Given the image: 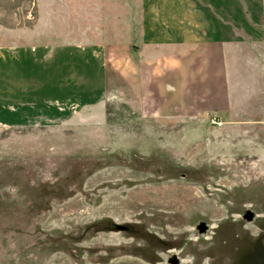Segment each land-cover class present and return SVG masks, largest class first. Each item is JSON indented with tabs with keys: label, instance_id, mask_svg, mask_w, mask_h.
<instances>
[{
	"label": "rangeland",
	"instance_id": "1",
	"mask_svg": "<svg viewBox=\"0 0 264 264\" xmlns=\"http://www.w3.org/2000/svg\"><path fill=\"white\" fill-rule=\"evenodd\" d=\"M21 3L37 47L0 61V264H264V126L133 112L108 53L65 62V0Z\"/></svg>",
	"mask_w": 264,
	"mask_h": 264
},
{
	"label": "crops",
	"instance_id": "2",
	"mask_svg": "<svg viewBox=\"0 0 264 264\" xmlns=\"http://www.w3.org/2000/svg\"><path fill=\"white\" fill-rule=\"evenodd\" d=\"M21 1L0 0V61L37 47ZM65 16V62L108 53L133 112L193 134L264 126V0H65ZM95 80L97 91L105 72Z\"/></svg>",
	"mask_w": 264,
	"mask_h": 264
},
{
	"label": "built area",
	"instance_id": "3",
	"mask_svg": "<svg viewBox=\"0 0 264 264\" xmlns=\"http://www.w3.org/2000/svg\"><path fill=\"white\" fill-rule=\"evenodd\" d=\"M213 124H219V121H216L215 119H212Z\"/></svg>",
	"mask_w": 264,
	"mask_h": 264
}]
</instances>
